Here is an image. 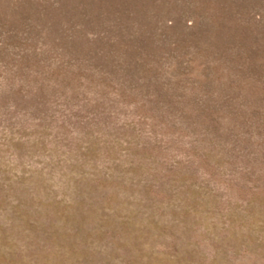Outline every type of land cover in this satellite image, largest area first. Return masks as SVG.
<instances>
[{
    "label": "rangeland",
    "instance_id": "374dc122",
    "mask_svg": "<svg viewBox=\"0 0 264 264\" xmlns=\"http://www.w3.org/2000/svg\"><path fill=\"white\" fill-rule=\"evenodd\" d=\"M0 264H264V0H0Z\"/></svg>",
    "mask_w": 264,
    "mask_h": 264
}]
</instances>
